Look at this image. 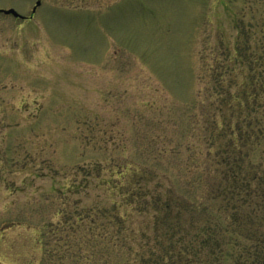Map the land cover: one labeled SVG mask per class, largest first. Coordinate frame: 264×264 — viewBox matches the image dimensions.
Instances as JSON below:
<instances>
[{"label":"rangeland","instance_id":"1","mask_svg":"<svg viewBox=\"0 0 264 264\" xmlns=\"http://www.w3.org/2000/svg\"><path fill=\"white\" fill-rule=\"evenodd\" d=\"M35 1L0 0L26 16L0 13V264H103L116 235L143 228L127 188L218 212L233 160L264 173V153L226 131L242 117L227 92L250 73L264 94V70L235 57L242 40L264 51V0ZM195 206L187 243L213 220ZM196 248L188 262L206 264Z\"/></svg>","mask_w":264,"mask_h":264},{"label":"trees","instance_id":"2","mask_svg":"<svg viewBox=\"0 0 264 264\" xmlns=\"http://www.w3.org/2000/svg\"><path fill=\"white\" fill-rule=\"evenodd\" d=\"M239 33L246 35L245 29H241ZM247 48L245 41L239 42L235 48V57L244 61L247 59L249 69L257 66L264 70L263 47H260L262 51L258 53L255 50H250L249 53ZM245 78L244 85L234 97L227 92V96H231L228 100H237L228 109L232 115L238 113L242 117H237L241 121L238 119L234 125L228 121L226 127L230 128L226 131L233 136L235 131L237 135L234 138L238 143L250 144L254 153H264V94H260L255 88L254 74L247 73ZM262 81L264 82V78ZM242 105L245 106L246 115L241 113ZM225 160V157L221 158V162L225 163ZM260 166L261 162L251 161L249 173L245 176L239 159L231 162V166L224 171L225 178L231 180H228L231 186L223 193L224 209L218 208V212L201 204L195 197L188 201L171 187L159 189L158 186L139 185L127 188L130 197L124 199L122 204L129 206L135 203V208L131 206L136 209L137 215L143 217L140 222L143 228L139 232L116 235L114 242H119L120 248L115 251L106 250L107 257L103 264H191L187 254L191 251V255L197 257L200 253L197 245L204 250L206 264H227L229 259L236 264H264V173L257 169ZM220 191V188L208 189L206 195ZM188 203L203 206L202 210L214 221H207L203 231L193 235V239L187 243L181 218L184 209L190 206ZM121 206L116 204L114 208ZM226 212L229 214L223 216L222 213ZM124 221L117 214L115 223L126 228ZM236 230L239 237L231 234ZM111 235L110 239L114 236ZM234 246H240L237 255L232 249ZM91 264H98V261L94 259Z\"/></svg>","mask_w":264,"mask_h":264},{"label":"water","instance_id":"3","mask_svg":"<svg viewBox=\"0 0 264 264\" xmlns=\"http://www.w3.org/2000/svg\"><path fill=\"white\" fill-rule=\"evenodd\" d=\"M40 3L39 0L36 1V4L35 6L33 7V10H35L36 6ZM1 12L3 13H11L13 14L14 16H22L20 13H18L15 9L13 8H8V9H0Z\"/></svg>","mask_w":264,"mask_h":264},{"label":"flooded vegetation","instance_id":"4","mask_svg":"<svg viewBox=\"0 0 264 264\" xmlns=\"http://www.w3.org/2000/svg\"><path fill=\"white\" fill-rule=\"evenodd\" d=\"M34 11H32V13H33ZM26 17V16H25Z\"/></svg>","mask_w":264,"mask_h":264}]
</instances>
